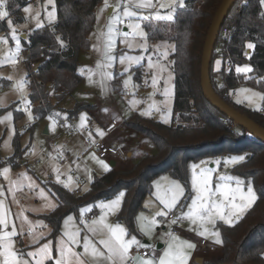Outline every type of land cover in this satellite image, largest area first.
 Returning a JSON list of instances; mask_svg holds the SVG:
<instances>
[{
  "label": "trees",
  "instance_id": "16d2710c",
  "mask_svg": "<svg viewBox=\"0 0 264 264\" xmlns=\"http://www.w3.org/2000/svg\"><path fill=\"white\" fill-rule=\"evenodd\" d=\"M56 21L33 29L21 41L25 49L26 79L30 85L28 101L32 106L35 123L43 120L56 106L68 99L81 84L83 76L78 71L79 55L90 48L89 36L95 24V10L103 0H54ZM222 0H185V7H177L172 21H144L148 42H166L172 45L169 54L173 75L172 120L166 124L154 117L135 111L125 118V126L156 147L155 155L140 158L128 171L110 169L101 176H94L81 195L56 182L47 181V190L57 206L43 214L42 220L51 228L55 237L62 220L77 214L79 208L97 200H108L123 192V200L116 221L137 235L136 217L143 209V201L150 194L152 181L169 173L188 187V165L207 157L222 158L244 155L245 160L234 165L230 173L246 183L251 181L257 195L255 205L229 227L221 222L216 230L221 233V257L211 264H264V143L245 130L234 126L203 97L200 89V62L204 40L210 23ZM34 0H15L7 5L14 24L24 21L21 10ZM264 0H237L220 30L212 57L210 78L214 91L226 103L264 128V111H255L229 100V91L248 86L264 95ZM6 24L0 21V32ZM223 29H227L224 33ZM59 38V39H58ZM252 44L246 55V47ZM63 45V46H61ZM221 59V68H212L215 56ZM38 62L35 70L31 62ZM231 67L227 70L226 63ZM248 64V74L235 72L234 68ZM143 65L132 69V78L140 86ZM111 87L122 95L125 90L115 75ZM54 100V103L52 102ZM87 105L75 104V116ZM264 109V101H262ZM20 157L15 142L13 159Z\"/></svg>",
  "mask_w": 264,
  "mask_h": 264
},
{
  "label": "snow or ice",
  "instance_id": "6c2138e0",
  "mask_svg": "<svg viewBox=\"0 0 264 264\" xmlns=\"http://www.w3.org/2000/svg\"><path fill=\"white\" fill-rule=\"evenodd\" d=\"M7 0H0V21L9 16V12L6 9ZM49 4L53 3V0H47ZM112 8V14H110L108 23L106 25V31H101L97 37V45L95 50L101 52L104 62H98L97 68H110L112 62L115 59L111 53L114 51L117 43V37H122L121 43L127 44L129 49H133L134 42L136 47H139L143 51L148 50V33L145 31L143 21H148L149 26L155 30V25L151 24V21H172L173 15L176 12L177 7L184 8L185 0H117L114 5L109 4V0H104V6L100 10V14L108 8ZM26 13L30 12V8L24 9ZM148 12L149 14H142ZM40 13L37 12L31 19L36 21V28L43 27V24L39 20ZM55 8L48 13L49 22L55 20ZM99 21V14L97 16ZM27 20L25 24H27ZM9 28L11 29V39L15 42V48L10 50V54L3 60H0V65L9 63L15 65L17 63V57L20 53V38L16 34V29L13 26L12 20H8ZM120 25H123L128 31H123ZM59 39V38H58ZM0 42L8 43L9 41L4 38H0ZM63 46V45H61ZM165 48L169 45H164ZM248 48H253L252 44L247 45ZM167 51L162 53V57L167 59ZM144 59L143 56L133 55H121L119 62L131 65H140ZM219 64V61H217ZM148 68H158L161 73L167 71L164 65L159 64L157 61L153 63L151 57L148 58ZM83 71V70H81ZM128 68H125V72ZM237 73H248L252 69L250 67H237ZM101 80V87L105 91L107 90L105 81L113 79L111 73L101 71L99 73ZM170 75L168 79H170ZM7 79L11 80V77ZM91 80V74L89 76ZM129 80L124 81L125 87L129 85ZM168 80H165L167 84ZM147 83V82H146ZM158 84V79L155 73L152 76L151 86L153 88ZM26 81L20 79L13 86L15 90H18L21 96L22 108H17V111L23 110L27 113L28 119L32 120L34 117L31 112V106L26 99L25 93ZM241 92H250V89H241ZM162 95L167 98L169 95V89L166 87ZM249 104H254L255 111H264L259 104H255L256 100L264 101V95L252 92L250 96L245 97ZM239 103V101H237ZM132 104L138 103L132 101ZM167 103V100L164 101ZM155 105L149 106L148 112H142L141 115H148ZM159 110V109H157ZM60 113H54L48 116L50 121V129L55 130L57 126L56 117H59ZM7 120L12 119V114L9 113ZM86 116L83 114L80 117V128L85 126ZM164 122L167 123V117H164ZM3 123V121H0ZM11 132V130H10ZM97 135L103 137L104 133L97 130ZM8 145L6 141L5 146ZM93 159L95 157L93 156ZM245 160V156H232L224 160V164H238ZM105 171H108V165L103 161H99ZM208 163L207 161H201V164ZM219 164L220 161H215ZM200 168V165H191V189L195 193L191 196V203L187 204V211H182L179 216H176L170 221V224H180L184 221L189 222V231H196L198 236L208 239L211 236L213 242L217 245L222 244L221 233L218 230H210L207 225H212V228H216V222L222 221L225 225L232 227L236 222L243 218V216L255 205L257 202V195L253 189V183L247 182L245 190V181L238 177L231 175H219L213 181V173L216 171L214 168H200L197 172L196 169ZM54 171L58 172V169L54 168ZM8 167H5L0 171V175L5 180L9 181V191L15 193L17 190H22L24 187V181H29L27 187L31 190L36 187L35 182L31 181V178L25 174H20L16 180L9 179ZM162 179H167L162 178ZM57 183H61L60 176L56 177ZM234 181V184H233ZM88 182H91L89 176ZM74 183L72 177L69 176L67 182H63L64 188H69L70 184ZM214 184V188H213ZM156 191L153 193L155 198L163 205V209L158 211L151 218L145 217L141 214L137 217L138 228L141 234L150 236L156 226L160 223L157 221L156 216L167 217L169 213H172L180 202L181 197L185 196V187L176 181H170L167 186L160 184L155 185ZM3 195V190L0 189V196ZM124 193L121 192L115 199L108 202H101L97 205L101 212L97 218L92 219L90 222H85L83 219L84 212H81V220L79 221L86 228V233L81 237V232L74 225H70L72 220L68 217L65 221V230L62 232L60 238L55 241L49 240L46 243L39 244V241L43 239V236L34 237L35 242L39 244L34 250L23 251L16 247L15 238L23 236V231L17 229L15 223L11 219V213L7 209L6 202L0 199V264H188L189 250L196 247L194 243L188 240L181 239L180 236L174 235L170 230L166 233L167 239L165 240V247L161 252L151 245H145L136 238L135 235H130L128 229H126L119 222L110 223L108 217L114 215L120 207L121 200ZM39 197L47 200V196L44 191L41 190ZM45 208L54 209L55 205L48 202L44 205ZM147 207V205H146ZM85 211H91V209H85ZM19 217L23 218L22 223L29 224L28 235H33V226L28 218L24 216L23 211L19 213ZM195 226L193 228L192 226ZM38 226L47 227L42 223ZM89 233L92 236L99 235L101 239L93 241ZM148 248L151 250V255L148 253L140 254V249ZM77 249H80L79 251ZM135 250V253L134 251Z\"/></svg>",
  "mask_w": 264,
  "mask_h": 264
},
{
  "label": "rangeland",
  "instance_id": "374dc122",
  "mask_svg": "<svg viewBox=\"0 0 264 264\" xmlns=\"http://www.w3.org/2000/svg\"><path fill=\"white\" fill-rule=\"evenodd\" d=\"M116 3V2H115ZM7 5H15V0H7L6 2V8ZM114 5V4H112ZM28 7L30 8V12L26 13L24 9ZM53 7L55 8V14H56V5L55 1L53 0V3L49 4L47 0H34V2L26 5L22 8L21 13L24 17V21L21 23L14 24L13 26L16 29V34L20 38V52H25V49L22 44V37H27V35L33 30L36 29V21L31 19L33 16L36 15L37 12L40 13L39 20L43 25H49L53 24L56 21L55 20L49 22L48 20V13L53 11ZM100 9L95 11V24L93 28V36L97 38L98 35L101 33V31H106V25L108 23V19L110 14H112L111 9L108 8L105 11H103L102 14H100ZM7 10V9H5ZM263 13H264V4L262 7ZM99 14V21L97 20V16ZM149 13H146L147 15ZM11 20V17L8 16L3 22L6 24V28L0 32V38L7 39L9 42L3 43L0 42V60H3L7 55L10 54V50L15 48V42L11 39V29L9 28L8 20ZM28 21L27 24H25V21ZM144 21L142 22V24ZM121 29L124 31L123 25H120ZM127 29V28H126ZM128 31V29H127ZM122 37H117V43L114 51L111 53L115 57V59L112 62V67L110 68H97L98 62H104L103 58H95L93 56H89L88 52L82 51L80 53L79 62H78V71L83 76V80L81 84L74 90L72 95L64 100L62 103H60L54 110L48 114L43 120H39L37 123H34V120H29L28 115L25 111L20 110L17 111V108H22L21 103V96L19 91H16L12 85H14L17 81L20 79L25 80L26 79V65H25V59H17V63L15 65L5 63L3 65H0V86L1 84H9V90L2 91L0 89V121H3V123H0V158L7 159V161L13 160V155L15 152V142L17 141V144L20 149V157L19 159H22L26 161L28 164L33 166L34 169L27 168L24 165L17 166L15 169H21L23 173H28L32 175V177H35L37 179L43 178L44 176L51 174L52 180L57 182L56 177L57 175L60 176L61 185H63L62 179L66 178L68 179L69 176L74 178L75 175H72V172L69 168H67V161L68 159L64 156L63 153L60 152L61 147L65 145V141L70 137H77L81 140L82 145H89L95 140H102L101 137L98 136L96 139L94 138V134H97L95 129V124L92 122L90 116L86 113V111L80 110L76 113L75 116L71 115V111L74 110L75 104L77 102L82 103H91L95 102L97 98H104L105 97V90L101 87V77L99 73L101 71L111 73L113 78L115 75H118L120 78V82L122 84L123 89L125 90V93L122 95L115 94L116 96V103L118 105V108L120 110V113L122 116L127 118V116L131 115L133 111H137L139 114L142 112H148L150 105H155L154 108L151 109L150 114L143 115L146 117H154L155 119L161 120L164 122V117H167V123H171L172 120V100H173V75L170 68V62H169V54L172 50V45L166 42L162 43H156L151 44L148 42V50L143 51L139 47H136V43L134 42L133 49H129L127 47V44L121 43ZM164 45H169V47L165 48ZM167 51V59H164L162 57V53ZM251 52V48L246 47V55H248ZM133 55V56H143L144 59L141 61V64L143 65V73L141 81L147 85L146 87H139V84L137 82H134L132 78V69L139 66V65H131L129 66L127 62L124 64H121L119 62V58L121 55ZM151 57L153 63L155 64L157 61H159V64L164 65L167 68V71L161 73L158 68L149 69L148 68V58ZM219 61V64L217 63ZM38 62L34 61L30 63L31 65L36 64ZM140 64V65H141ZM237 67H250L248 64L239 65L234 68L235 72ZM125 68H128V71L125 72ZM212 68L214 71H217L221 68V59L219 56H215V59L213 61ZM251 68V67H250ZM32 69V68H31ZM83 70V71H81ZM155 73L158 79V84L155 88L151 86V80L152 76ZM250 73V72H248ZM248 73H242V74H248ZM91 74V80L89 79V76ZM170 75V79H168ZM8 77H11V80L7 79ZM131 77V80L129 82V85L125 87L124 81L129 80ZM113 79L106 80L104 83L106 85V88L108 89L109 82L111 84ZM165 80H168L167 84H165ZM147 82V83H146ZM111 87V85H110ZM169 89V95L167 98H165L162 93L165 88ZM250 89V92H241V89ZM112 89V87H111ZM252 92H257L262 94L259 90L248 87V86H239L235 88L234 90L229 91V100L235 104V105H242L247 108L253 109L255 105L249 104L247 99L245 97L250 96ZM26 93V99L28 100V92L25 90ZM101 94V95H100ZM167 100V103H164V101ZM103 103H107L112 106V103L109 99L103 100ZM132 101H137L138 103L132 104ZM239 101V103L237 102ZM29 102V101H28ZM52 102L54 103V100L52 99ZM255 104H259V106H262V101L256 100ZM135 108V109H134ZM159 109V110H157ZM12 114V119L7 120L5 117L8 116V114ZM54 113H60L61 115L59 117H56L57 126L55 130L50 129V121L48 120V116L52 115ZM86 116L85 120V126L83 128H80V117L81 115ZM33 115V114H32ZM28 123L31 124V126H27ZM165 123V122H164ZM85 127H89L93 129V134H89L88 136H84L83 129ZM95 127V128H94ZM45 128H47L48 133L44 134ZM11 130V132H10ZM64 134H68V138L64 137ZM69 138V139H70ZM6 141L8 142V145L5 146ZM56 142L55 149L59 151V154L61 155V158L64 160L63 164H60L56 162L57 154L55 152V149L53 148L52 143ZM232 156H244V155H229L224 156L222 158L218 157H207L200 161L190 163L188 165V180L189 185L188 187L184 186L181 181L178 179L172 177L169 173L161 174L160 176L156 177L152 183H151V189L150 194L144 199L143 201V211H141L137 217H139L141 214H143L145 217L149 218L150 216H154L158 211L163 209V205L159 203V201L155 198L153 193L156 191L155 185L160 184L162 186H167V184L170 181H176L180 183L182 186L185 187V196L181 197L180 202L176 206V208L173 209L172 213H169V215H172V218L174 219L176 216H179L182 211H187V204L191 203V196H194L195 193L192 192L191 189V165L197 164L200 165V168H214L216 171L213 173V181L215 182L216 177L219 175H231L230 170L231 168L236 164H224V160L227 158H230ZM219 160L220 163L216 164L215 161ZM85 165L81 160H77V166L82 169V166L87 168L90 172V176H101L105 173V170L103 166L99 163L98 160L93 159L89 156H86L85 159ZM119 161H125V160H119ZM201 161H207L208 163L201 164ZM2 165H9L2 164ZM66 166V167H65ZM58 169L57 171H54L53 169ZM200 168H197L196 171L199 172ZM35 170V172H34ZM104 170V171H103ZM2 177V176H1ZM167 178L162 179V178ZM236 177V176H235ZM242 180V179H241ZM89 183H83V191H85L88 187ZM234 184V181H233ZM247 183L245 182V190H246ZM214 188V184H213ZM254 189V188H253ZM255 191V190H254ZM121 192H118L115 194L112 198L108 200H97L93 203H88L83 206H81L77 212V214H71L66 216L61 223V227L59 230V234L61 235L62 232L65 230V221L68 217H71L72 220L69 222L70 225H74L76 228H78L81 232V237L86 233V228L83 224H81L79 221L81 220V212H84V216L89 215L91 212L95 213L97 217L100 215V208L97 207V205L101 202H108L113 199H115ZM3 196V195H2ZM0 196V199L2 198ZM123 200V198H122ZM121 200V203H122ZM18 202V201H17ZM147 205V207H146ZM121 207V204H120ZM119 207V209H120ZM85 209H91V211H85ZM11 212V219L15 223L18 230L23 231V236H18L15 238L16 240V247L20 249L21 247L26 248L29 244V238L32 236H29L27 234L29 229V224L22 223L23 218L19 217V209H16ZM118 212V211H117ZM116 214V213H115ZM116 215H114L115 217ZM136 217V224L138 227V220ZM168 217V216H167ZM167 217L162 216H156L157 221H162L164 219H167ZM108 220H111V215L108 217ZM31 225L33 226V232L34 235H36L37 232L41 231L40 227H37L34 224V220H30ZM223 223L222 221H217ZM181 224H185V228L189 229V222L184 221ZM224 224V223H223ZM160 227L159 225L156 226V228L153 230L152 233L156 232V229ZM173 224L168 223L167 230L162 231L163 234L168 233L170 230L174 231L172 228ZM195 228V226H192ZM210 230H216L212 228V225H207ZM196 236V231H191ZM166 235V234H165ZM48 236L45 237V239L40 240V243H46L47 241L51 240L54 241L53 238H48ZM203 238L201 236H198V239ZM182 239V238H181ZM213 239L211 236L207 239L211 243L213 242ZM149 242V240H147ZM146 241V243H147ZM215 244V243H214ZM217 245V244H216ZM78 251L80 249H77ZM264 256V254H263Z\"/></svg>",
  "mask_w": 264,
  "mask_h": 264
},
{
  "label": "crops",
  "instance_id": "0c3cea01",
  "mask_svg": "<svg viewBox=\"0 0 264 264\" xmlns=\"http://www.w3.org/2000/svg\"><path fill=\"white\" fill-rule=\"evenodd\" d=\"M117 0H109V4H115ZM104 6V0L102 4H100L95 11L100 9L101 7ZM112 12V8L109 10ZM148 12H143L142 14H146ZM124 31H127L126 28H124ZM93 32V30H92ZM90 33L89 40H90V48L86 52H88L89 56H93L95 58L99 57L100 59L103 58L101 52H98L95 50V45H97L98 41L97 38L93 36V33ZM81 55H79L80 57ZM110 82L108 85V89L105 91V97L104 98H97L95 102H91L90 104L85 102L87 105V108L85 109L86 113L90 116L92 122L95 124V127L97 130L99 129L104 133L102 139L103 141L107 142L111 146H117L120 147L123 151L125 161H119L117 159H99L92 151L89 150L90 144L89 145H82L81 140L77 137H72L68 138V134H64V137L68 138L65 142V145L61 147L60 152L64 154V156L68 159L69 162L73 163V168L67 164V168L70 169L72 172V175H75L72 180L74 183L70 184V187L67 188L70 191L76 186L78 181H82V183H89L88 178L90 176L89 170L87 168L82 166V169H80L79 166H77V160H81L83 164L85 165V157L89 156L93 158L95 157L96 160L98 161H103L105 164L108 165L109 170L114 169L116 171H128L130 170L134 164L143 156L146 155H155L157 150L154 144L141 134L134 132L130 129H128L125 124V117L121 115L120 110L118 108V105L116 103V93L113 92V90L110 87ZM145 85L144 87H146ZM101 95V94H100ZM109 99L110 102L112 103V106L103 103V100ZM135 109V108H134ZM135 111L132 112V114ZM129 116V115H128ZM127 116V117H128ZM111 120H117L118 125L113 128L110 132L106 133L104 128L105 126L111 121ZM94 127V128H95ZM91 133L93 134V129L90 128ZM95 129L94 131L97 132ZM48 133V130H47ZM46 133V134H47ZM45 134V133H44ZM84 136H87L84 131H83ZM99 135L94 134V138L96 139ZM20 150V149H19ZM21 152V151H20ZM21 155V153H20ZM8 167L10 169L9 171V179L10 180H16L20 174H25L28 177L31 178V181L35 182L36 187L33 189H29L27 187V184L29 181H24V187L22 190H17L15 191L14 195L12 192L9 191V181L5 180L2 175H0V189L3 190V196L1 199L5 200L7 209L13 214L16 209H19V211H23L24 216L28 218V221L33 219L34 224L37 227L41 228V231L37 232L36 235H33L31 238H29V244L26 248L21 247L20 249L27 252L30 250H34L35 247H38L39 244L35 242L34 237H40L41 235L43 236V239H45L46 236H48L46 239L53 238V244H55V241L60 238V234L58 233L55 237L51 236V228L42 220L41 216L43 214H46L48 212H51L54 210L57 206L56 200L52 197V195L49 193L47 190L46 186L44 183L47 181H52V175L48 174L44 176L43 178L37 179L35 177H32V175L28 173H23L21 169H13L17 167V165H0V171H2L3 168ZM66 167V166H65ZM104 171V170H103ZM107 172V171H105ZM2 176V177H1ZM91 177V176H90ZM68 180V179H67ZM93 180V176L91 177V181ZM61 181V180H60ZM63 182V181H62ZM57 183V182H56ZM60 184V183H59ZM90 184V183H89ZM88 184V186H89ZM61 185V184H60ZM63 186V185H62ZM83 187L82 186V192H83ZM43 190L45 195L47 196V200H44L39 197L40 191ZM18 201V202H17ZM48 202H51V204L55 205L54 209L51 208H45L44 205ZM120 210V209H119ZM118 210V212H119ZM142 209L141 211H143ZM139 211L138 214L141 212ZM116 212V214L118 213ZM90 214H94V218H97V215L95 213L91 212ZM114 214V215H116ZM137 214V215H138ZM114 215H111V220L109 221L110 223H116V219ZM149 217V215H148ZM152 216H150L151 218ZM22 218V217H21ZM93 218V219H94ZM173 218H168L160 221L158 224L160 227L156 229V232L151 233L150 236H145L140 233L139 228L137 227V235L136 238L140 240L142 244L145 245H151L153 246L157 252H161L162 249L166 246L165 245V240L167 239V236L162 233V231L167 230L168 223L172 220ZM31 222V221H30ZM47 225V227H41L38 226L39 224ZM123 225L122 223H120ZM137 225V224H136ZM124 226V225H123ZM61 227V226H60ZM125 227V226H124ZM126 228V227H125ZM174 231L172 233L174 235L175 232H178V236H180L182 239L188 240L191 243H194L196 247L192 250H189V260L188 264H211L212 261L217 260L218 258L221 257V252H222V246H220V250L217 251L216 253H203L199 246H198V236H196L193 232L189 231L187 228H185V224H174L173 227ZM28 234V232H27ZM90 237L93 239V241H98L101 239V236L96 235L92 236L89 233ZM201 239V238H200ZM205 239V238H204ZM149 240V242L147 241ZM147 241V243H146ZM210 242V241H209ZM148 251V254L151 255V250L146 248ZM134 251V250H133ZM135 253V252H134Z\"/></svg>",
  "mask_w": 264,
  "mask_h": 264
},
{
  "label": "water",
  "instance_id": "95a60500",
  "mask_svg": "<svg viewBox=\"0 0 264 264\" xmlns=\"http://www.w3.org/2000/svg\"><path fill=\"white\" fill-rule=\"evenodd\" d=\"M237 0H222L208 28L201 54L200 62V89L204 99L234 126L245 130L256 140L264 143V128L256 124L246 115L226 103L213 89L210 69L215 46L223 26L232 6ZM44 133H47L45 128Z\"/></svg>",
  "mask_w": 264,
  "mask_h": 264
},
{
  "label": "built area",
  "instance_id": "2783aa9c",
  "mask_svg": "<svg viewBox=\"0 0 264 264\" xmlns=\"http://www.w3.org/2000/svg\"><path fill=\"white\" fill-rule=\"evenodd\" d=\"M223 32L226 33L227 29H223ZM24 57H25V53L24 52H20L18 57H17V59L18 60L24 59ZM37 67H38V63L31 65L32 70H35ZM230 67H231V64L229 62H227L226 63V69L228 70ZM140 86L144 87L145 83L141 82ZM0 89L2 91L9 90V84H6V83L1 84ZM25 90L27 92L30 91V85H29L28 82H26ZM16 91H18V90H16ZM30 106H31V104H30ZM31 112H32V106H31ZM33 120H34V123H35V118H33ZM117 125H118L117 120H111L105 126L104 130H105L106 133H108L113 128H115ZM27 126L30 127L31 124L28 123ZM83 131H84V133L87 136L91 133V130H90L89 127H85L83 129ZM52 145H53V148L55 149L56 142H53ZM89 150L92 151L99 159H103V160H106L108 158L117 159V160H124L125 159L123 151H122V149L120 147L111 146V145H109L107 142H105L103 140H95L92 143H90ZM55 152L57 154L56 162H58L60 164H63L64 160L61 158V155L59 154V151H57L55 149ZM7 163L9 165H17V166L24 165L27 168L34 169L33 166H31L26 161H24L22 159H19V158H15V159H13L11 161H7V159L0 158V165L1 164H7ZM67 164L73 168V163L72 162L67 161ZM34 172H35V170H34ZM62 181L63 182H67V179L63 178ZM82 186H83L82 181L81 180L78 181L76 186L71 190V194L74 197H77V196L81 195L82 194ZM93 218H94V214H89V215L85 216L83 219L85 220V222H90ZM168 218H172V215H168ZM175 234L178 235V232H175ZM198 246H199L200 250L203 253H216L217 251L220 250V246L219 245L211 243L207 239H204V238H201L198 241ZM134 252H135V250H134ZM144 253H148L147 249L146 248L140 249V254H144Z\"/></svg>",
  "mask_w": 264,
  "mask_h": 264
}]
</instances>
